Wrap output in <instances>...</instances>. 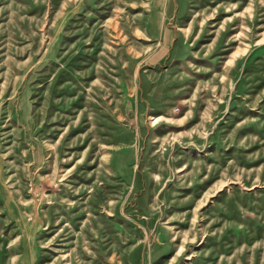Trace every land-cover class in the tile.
Masks as SVG:
<instances>
[{
  "label": "rangeland",
  "instance_id": "obj_1",
  "mask_svg": "<svg viewBox=\"0 0 264 264\" xmlns=\"http://www.w3.org/2000/svg\"><path fill=\"white\" fill-rule=\"evenodd\" d=\"M0 264H264V0H0Z\"/></svg>",
  "mask_w": 264,
  "mask_h": 264
}]
</instances>
